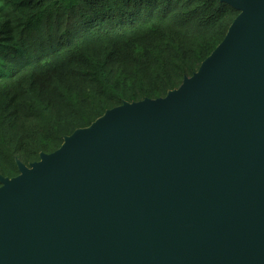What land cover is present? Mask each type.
<instances>
[{"label":"water","instance_id":"95a60500","mask_svg":"<svg viewBox=\"0 0 264 264\" xmlns=\"http://www.w3.org/2000/svg\"><path fill=\"white\" fill-rule=\"evenodd\" d=\"M164 97L0 175V264H264V0Z\"/></svg>","mask_w":264,"mask_h":264},{"label":"trees","instance_id":"16d2710c","mask_svg":"<svg viewBox=\"0 0 264 264\" xmlns=\"http://www.w3.org/2000/svg\"><path fill=\"white\" fill-rule=\"evenodd\" d=\"M236 16L218 0H0V175L178 88Z\"/></svg>","mask_w":264,"mask_h":264}]
</instances>
